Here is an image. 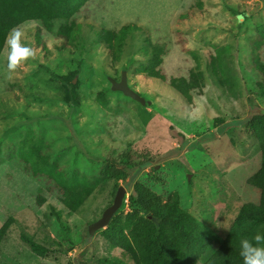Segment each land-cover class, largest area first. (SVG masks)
Wrapping results in <instances>:
<instances>
[{
	"label": "rangeland",
	"instance_id": "374dc122",
	"mask_svg": "<svg viewBox=\"0 0 264 264\" xmlns=\"http://www.w3.org/2000/svg\"><path fill=\"white\" fill-rule=\"evenodd\" d=\"M73 22L79 25L73 43L57 34L69 22L54 21L50 31L39 22L20 25L35 55L11 78L5 48L0 55V227L14 219L0 244V264H103L104 256L122 257L96 226L112 199L111 182L69 212L52 185L25 173L17 145L28 138L68 176L98 175L107 161L130 165L126 181L118 183L125 191L140 182L163 198L177 194L181 208L224 237L239 208L259 201L246 184L259 167V150L240 121L264 109L253 68L255 55L264 62V0H90ZM128 23L140 31L113 62L96 33ZM145 38L163 49L167 80L202 73L203 86L190 92V101L141 71L149 61ZM222 49L233 95L210 72L211 57ZM122 71L129 88L151 105L110 91L107 78L118 81ZM72 72L77 104L67 100L62 79ZM127 197L116 214L129 211ZM29 211L60 252L41 258L22 242L37 233Z\"/></svg>",
	"mask_w": 264,
	"mask_h": 264
},
{
	"label": "trees",
	"instance_id": "16d2710c",
	"mask_svg": "<svg viewBox=\"0 0 264 264\" xmlns=\"http://www.w3.org/2000/svg\"><path fill=\"white\" fill-rule=\"evenodd\" d=\"M87 2L90 0H0V55L9 29L26 22H39L47 31L52 29L54 21L69 22L61 25L57 34L66 39L67 43H73L79 33V25L73 22V18ZM138 31L139 27L128 23L117 31L103 29L96 36L114 62L119 60L127 38ZM145 42L147 45L143 52L149 61L141 66L144 75L166 83L190 101V92L203 86L202 73L191 71L189 79L179 77L167 80L160 68L163 49L147 38ZM223 50H217L216 55L211 57L210 72L233 95L231 89L234 84L225 74L228 67L223 63ZM253 62V68L259 76L256 82L258 94L264 96V62H260L256 55ZM75 74L72 72L62 79L68 83L67 100L77 104L79 96L72 82ZM97 99L106 106L104 95L99 93ZM240 122L243 133L255 139L259 150V167L246 180L247 185L258 191V203L243 204L226 235L220 237L181 208L177 194L163 198L146 185L135 182L129 192L125 191L128 194L126 205L129 211L124 214L115 213L100 231L105 244L118 249L122 257L104 256L101 260L103 264H242L239 255L240 239H251L257 232L264 233V109L248 114ZM17 152L25 173L34 179L46 180L57 190L61 205L73 213L78 212L85 200L98 189L111 182L112 199L107 207L110 206L117 189L121 187L118 183L126 181L127 166L130 167L126 165V168H119L115 162L107 161L98 169V175L87 177L76 171L68 176L60 164L51 161L41 150L40 143H36L34 138L18 144ZM43 201L40 197L38 203ZM29 213L37 233L34 238L22 236V242L41 258L60 252L58 243L50 237L43 223L37 224L35 214L31 211ZM54 214L59 219V215ZM9 219L0 227V244L14 222L13 217Z\"/></svg>",
	"mask_w": 264,
	"mask_h": 264
},
{
	"label": "clouds",
	"instance_id": "9594fccd",
	"mask_svg": "<svg viewBox=\"0 0 264 264\" xmlns=\"http://www.w3.org/2000/svg\"><path fill=\"white\" fill-rule=\"evenodd\" d=\"M241 19L242 17H237L238 21ZM26 33V26H16L9 29L5 35V71L8 73L9 78L19 66L34 58L33 49L25 42ZM239 255L242 259V264H264V233L257 232L251 239L241 238Z\"/></svg>",
	"mask_w": 264,
	"mask_h": 264
},
{
	"label": "water",
	"instance_id": "95a60500",
	"mask_svg": "<svg viewBox=\"0 0 264 264\" xmlns=\"http://www.w3.org/2000/svg\"><path fill=\"white\" fill-rule=\"evenodd\" d=\"M107 79L109 80L110 83V91L121 93L123 96L130 98L131 100L137 102L141 106L151 105V102L149 100H146L144 96L138 94L137 92L129 88L127 84V76L125 71L121 72L118 81L111 77H108ZM125 194L126 192L125 189H123V187H119L117 189L112 204L103 211L101 218L98 221V224L96 225L97 227H99V229L106 227L110 219L120 208Z\"/></svg>",
	"mask_w": 264,
	"mask_h": 264
}]
</instances>
